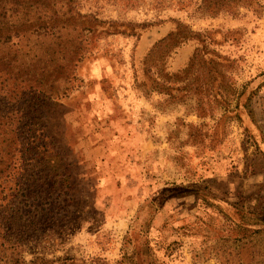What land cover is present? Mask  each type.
I'll use <instances>...</instances> for the list:
<instances>
[{"label": "rangeland", "instance_id": "rangeland-1", "mask_svg": "<svg viewBox=\"0 0 264 264\" xmlns=\"http://www.w3.org/2000/svg\"><path fill=\"white\" fill-rule=\"evenodd\" d=\"M25 4L0 54L71 78L0 147V263L250 264L220 209L264 180V0Z\"/></svg>", "mask_w": 264, "mask_h": 264}, {"label": "trees", "instance_id": "trees-1", "mask_svg": "<svg viewBox=\"0 0 264 264\" xmlns=\"http://www.w3.org/2000/svg\"><path fill=\"white\" fill-rule=\"evenodd\" d=\"M25 1H30L32 6L38 0ZM25 3L19 0L10 1V3L8 0H0V51L6 49V44L12 36L20 35L21 30L30 28L32 25L38 24L34 31L41 33L38 18L44 15L39 12V17L34 15L37 20L27 24L29 19L23 10ZM5 55L0 54V147L6 153L7 162H10L9 159L13 157L18 146L32 144L31 149H34L39 146L40 141H42L41 147L47 144L45 139L47 136L42 127H35V129L33 126L28 127L27 131L30 133L32 131L31 135H28L31 138L30 142L27 141L29 137L25 136V128L28 124L40 125L39 121H34L38 116L35 114L36 110L51 105L54 99L65 94L70 88L71 77L68 70L62 72L56 68H42L40 65L33 68L24 58L21 62L5 61ZM17 55L18 53H13V56ZM53 63L57 65L56 61ZM226 202L232 208L233 214L238 217L220 209L222 215L231 222L228 238L241 243L237 254L244 250L248 263L263 264L259 263L260 258L263 257L264 260V250L259 241L264 238V180L250 207L236 202ZM2 239L5 240V237L2 236ZM37 259H40L39 256L35 257L31 263H35ZM63 260L72 262L73 258L65 257ZM23 262L27 264L24 259ZM225 264H229L228 260Z\"/></svg>", "mask_w": 264, "mask_h": 264}]
</instances>
